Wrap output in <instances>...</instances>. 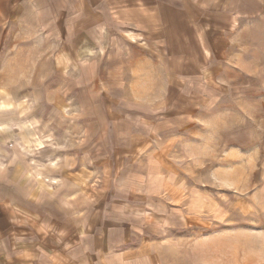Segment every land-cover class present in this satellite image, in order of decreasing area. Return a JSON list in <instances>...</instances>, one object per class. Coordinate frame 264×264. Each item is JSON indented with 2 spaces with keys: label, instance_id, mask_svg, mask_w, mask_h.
<instances>
[{
  "label": "rangeland",
  "instance_id": "374dc122",
  "mask_svg": "<svg viewBox=\"0 0 264 264\" xmlns=\"http://www.w3.org/2000/svg\"><path fill=\"white\" fill-rule=\"evenodd\" d=\"M202 13L195 0L1 13L0 214L81 230L85 264H264V28H196ZM244 46L252 75L214 67Z\"/></svg>",
  "mask_w": 264,
  "mask_h": 264
},
{
  "label": "crops",
  "instance_id": "0c3cea01",
  "mask_svg": "<svg viewBox=\"0 0 264 264\" xmlns=\"http://www.w3.org/2000/svg\"><path fill=\"white\" fill-rule=\"evenodd\" d=\"M21 1L22 0H0V14L7 13L9 8H14V6L19 5ZM195 3L200 11L203 12L201 14L203 18L202 20H199L198 18L192 19L193 25L196 28L205 29L211 23H213L215 27L218 26L222 29L264 28V0H195ZM164 10L165 12L172 11L167 3L164 5ZM179 11L184 10L179 8ZM184 17L186 18V16ZM218 50L222 55L224 54V49ZM178 51L184 56L187 49L185 51L184 48H182V50L180 49ZM198 51L200 62L203 61L205 63L203 67H207L208 74L212 75L211 68L213 66L210 61L214 50L208 45L206 39L202 41V45L199 46ZM246 52H251L252 54L254 50H252L251 47L248 48L247 46H244V48L238 50L231 58H228L227 55L224 54L225 57L223 58V56H221L220 62L215 63L214 67L217 68L219 66L229 65L232 66L238 74L252 75L254 73V58L250 54V58H248ZM187 54L189 55V53ZM199 68L201 69L202 67ZM0 217L11 221L8 223L11 224L9 225V228L4 229L0 227V243L2 244L1 238L4 237L8 239L10 236L12 240V244L8 247V250H6L5 255H3L6 260L4 259L0 261L2 262L0 264L86 263V257L88 258L86 244L84 240H82V243H76V235L80 233L81 230L45 229L42 227L34 228L30 231L29 228L26 227H14L12 224L14 217L11 214L2 213L0 214ZM18 235H20V238H17ZM30 236H33V238L30 239ZM47 236L50 237V240L47 239ZM79 244H81L80 247ZM14 246L15 248L13 249ZM78 247L81 251H84L82 252L84 253L82 254L84 256L83 259H77L76 253L78 252Z\"/></svg>",
  "mask_w": 264,
  "mask_h": 264
}]
</instances>
